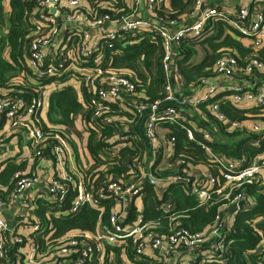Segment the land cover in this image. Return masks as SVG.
<instances>
[{"label":"built area","instance_id":"1","mask_svg":"<svg viewBox=\"0 0 264 264\" xmlns=\"http://www.w3.org/2000/svg\"><path fill=\"white\" fill-rule=\"evenodd\" d=\"M141 1L134 0L130 13L112 20L109 14L96 9L97 3L93 0L89 2L39 0L37 8L28 17V23L31 24V32L28 35L31 36V42L28 45L27 70L30 76L36 79L64 76L68 78L74 76L76 72L78 76H85L87 102L82 103L80 114L83 115L88 107L93 108L91 117L98 118L101 125L114 129L112 137L108 139L111 144L104 149V155L109 159L115 157L117 149L123 146L120 140H127V145L133 148L132 141L139 138L133 126H128L130 121L124 119L120 122L115 116L111 107L114 104L119 109L130 110L132 115L138 117V122L139 120L144 122L143 138H139V141L145 149L151 151L152 159L147 162L148 152L141 160L129 156L124 164L132 177L129 182L123 183V187L120 185L121 179L113 175L108 179L105 194L101 190L87 188L83 177L76 170L66 136L56 134L49 137L42 133L40 113L43 109L45 87H39L33 96L25 99L7 94L0 85V124H3L5 134L16 133L19 140L23 138L31 140L35 156L46 163L48 160L42 155L43 148L46 143H54L49 142L50 138L55 140L52 145V162L55 165L53 175L50 176L45 170H42L41 176H37L36 173L29 174L24 170L16 171L14 188L5 201L0 200V264H19L17 258L20 254L24 264H89L93 256L99 257L103 253L104 244L119 245L128 238L132 240L136 257L144 256L146 249L161 255L162 258L155 261V264L220 262L221 258L230 254V245L223 243V233L228 227V219L235 215L236 209H241L238 207L241 201L242 208L245 209H249L252 204L242 195L233 192L242 183H251L255 178H261L264 184V152L244 168L228 162L220 153L213 152L208 146L214 139L212 133L191 123L183 114L184 110L187 111L184 105H173L176 101L175 94L179 95L175 91V86L179 87L182 79L172 60L176 53L174 46L178 40L203 38L207 22L211 19H224L239 35L240 40L248 41L247 46L243 45L248 49V53L251 48L256 51L253 56H245L246 54L241 56L235 49V52H232L228 47H223L215 59L212 75L201 81L205 87L202 94L193 99L186 97L191 104L196 105L201 101L210 100L214 95L217 96L222 89L226 93L214 99L209 110L224 122L227 129L238 130L240 122L227 120L220 114L219 104L225 100L234 105L253 102L256 107L264 110V53H260V50L264 49V10L254 9L255 5L264 3V0H190L189 14L186 7L179 23L174 20L159 23L150 15L151 11L164 0H145L142 7ZM146 30L155 32L164 42V53L161 58L164 84L160 99L152 102L140 101L134 82L121 73L104 75L101 69L93 72L77 66L81 64L79 55L91 57L100 39L121 42L128 36L129 40L137 41L144 32H147ZM65 33L70 36L72 34V37L63 40ZM95 76L108 77L96 83ZM218 79L222 82H218ZM61 88L59 80H55L52 92ZM166 123L176 124L188 140L201 146L208 159L223 168L222 179L220 181V177L211 175L208 170L198 171L190 167H183L180 175L157 178L150 172H144L141 178L149 175L160 181L161 187L172 182H183L197 195L199 206L220 204L223 210L215 215L203 234L189 236L185 231L177 230L173 235L162 236L156 231L147 232L150 224L144 223L142 218L135 224L122 225L128 200L131 196L142 195L139 193L137 170L142 168L145 170L154 165L159 171L172 170L183 165V161L173 162L171 147L175 138L169 131H166L163 140L158 137V127ZM263 125H254V129L264 132V127H261ZM256 126L260 128L257 129ZM2 150L3 146L0 148V154ZM65 156L67 162L64 161ZM76 174L79 175L78 180L74 182L76 194L69 208L63 213L74 215L84 206H96L102 212L101 202L108 193H111L116 207L109 216L110 224H99L95 233L76 232L73 236L57 237L54 242H49L47 237L52 233L46 230L48 226L50 228L52 226L42 228L32 221L34 199L42 198L52 202L65 199L68 186L61 180L70 181ZM106 177H100L98 182H105ZM262 192L264 193V190ZM213 196H216L215 200ZM155 207L158 208L156 205ZM161 209L167 213L172 210V206L166 203L161 205ZM5 212L23 217L24 225L21 228H26L25 234L10 236L13 234L12 227L15 224L12 225L5 217ZM176 218L177 216L172 214L170 221ZM175 227L174 222L171 229ZM10 238L18 244L24 242L25 251L19 250L20 254L15 252L8 254ZM249 253L256 256V262L248 264H264V238L258 247ZM195 257L202 259L197 262Z\"/></svg>","mask_w":264,"mask_h":264},{"label":"trees","instance_id":"2","mask_svg":"<svg viewBox=\"0 0 264 264\" xmlns=\"http://www.w3.org/2000/svg\"><path fill=\"white\" fill-rule=\"evenodd\" d=\"M38 1L0 0V28H5L2 37H0V85L7 94L15 98L28 99L36 93L39 87L44 86L46 90L48 85L53 87L54 81L59 80L62 88L52 92L51 87L47 110L44 111L42 109L40 113L43 135L49 137H54L56 134L66 136L76 170L83 177L87 188H92L95 191L101 190L105 194L108 179H111L113 175L121 179L120 185L123 187V183L129 182L132 177L124 161L129 156H134L139 160L146 156L145 147L139 141V138L132 141L133 148L127 145V140H120L123 146L117 149L115 158L110 160L104 155V149L111 144L108 139L112 137L114 129L101 125L98 118L94 119L91 117L93 108L88 107L83 115L81 114V125L84 130L89 132L86 149L91 160L87 165H82L75 143L70 139V135L65 129L70 128L77 135L75 118L83 108L82 103L87 102L85 76H78L76 72L73 74L74 76L68 78H64V76L60 78L36 79L28 73V45L31 42V36L28 35L31 32V24L28 23V17L37 8ZM86 1L89 2L91 0ZM93 1L97 3L95 5L96 9L109 14L112 20L127 15L134 6V0ZM144 2L145 0H142V6ZM189 2L190 0H164L162 4H159L151 11L150 15L159 23L169 20L179 23L180 17ZM5 13L7 14V23L4 21ZM146 31L137 41L129 40L128 36L121 42L109 41L106 38L100 39L91 57L87 58L82 54L79 55L81 64H77V66L93 72L96 69H101L104 75L121 73L134 82L137 98L140 101L152 102L160 99L164 84L161 69L164 42L155 32ZM233 32L227 21L222 18H216L208 20L203 38L199 40L181 38L178 40L174 46L176 53L172 63L182 79V83L179 87L175 86L176 92L180 93L182 88L185 91L188 89L196 91L199 87H202L204 91L205 87L201 81L212 75L215 59L220 55L223 47L235 49L241 56L248 53V49L238 37L233 35ZM67 37H72V34L70 36L65 33L63 40ZM200 51L203 56L198 62H192ZM260 53L263 54L264 49H261ZM107 77L95 76V82L97 83L98 80L102 81ZM224 93L226 92H220L218 95L221 96ZM220 96L214 95L208 101L197 103L195 107L199 108L201 113L194 111L193 114H189L192 116H188L185 110L182 112L198 128L207 129L212 133L214 139L210 144L208 143V146L213 152L220 153L225 160L237 164L239 168L247 167L264 152V132H258L251 128L253 122H264V110L257 108L255 104L251 107L243 108L242 105L247 106L246 102L238 105L226 100L221 102L219 104V112L227 120L238 121L240 125L250 122L249 127H242V130L227 129L224 122L220 121L209 110L211 102ZM188 98L193 99L190 96ZM111 107L120 122L126 119L130 121L128 126H135L138 122V117L132 115L130 110L119 109L114 104ZM179 124H182L181 120ZM161 126L167 128L166 131H169V134L175 138L171 147L173 162L183 161V165L172 170L159 171L155 169L156 165L145 170L143 168L137 170L139 193L142 195L131 196L128 200V208L122 225L135 224L139 218H142L144 223L150 224L147 232L156 231L162 236L173 235L177 230L185 231L189 236L203 234L215 218V215L223 210V208H220L221 205L213 203L199 206L197 195L191 192L188 184L183 182H172L161 187L162 189L149 182L141 183V179H143L141 178L142 173L150 172L154 177L163 178L169 175H180L183 167H190L198 171L208 170L211 175L220 177L221 181L223 168L211 162L201 146L188 140L185 134L179 130V126L169 123L161 124ZM0 131H3V124H0ZM24 131L26 133V130ZM3 135L6 134L3 133ZM6 136L5 144L7 141L17 138L16 133H10ZM49 142L55 143V140L50 138ZM29 143L32 147L33 143L31 140H29ZM54 143H46L42 154L50 163L49 166L52 167L53 173L55 165L52 162V145ZM121 143L118 144L120 145ZM6 145H0V148L3 146V152L1 151L0 156L7 151ZM3 157L6 158L8 156L5 154ZM29 159L36 163L45 162L35 156L33 147ZM64 161L67 162L66 156ZM66 165L67 163H65V167ZM24 168L25 162L23 160L19 164H15L11 160L9 162L5 160L1 164L0 200L5 201L7 199L15 185L14 173L20 170L25 171ZM49 175L51 176L50 173ZM102 176H107L106 181L98 182ZM58 177L57 175L56 178L58 179ZM78 177L79 175L76 174L70 181L61 180L68 186V193L65 199L57 202L42 198L34 199L32 221L33 223H38L42 228H46L48 225L52 226V228L48 226L46 230V232L52 233V235L47 237L49 242H54L57 237L73 236L76 232L95 233L99 224H110L109 216L116 207L115 199L112 198L111 193H108L107 197L101 202L102 212L96 206H84L74 215L63 213L69 208L71 200L76 194L74 182L78 180ZM263 190L264 184L261 178H255L251 183H242L240 187L235 189L233 193L242 195L248 203L251 201L252 204L249 209L244 207L236 209L235 215L230 216L228 219V227L223 233V243L230 245V254L221 258L220 262L202 261L201 264H248V262H256V256L251 255L249 252L255 250L264 238ZM215 199L216 196H213V200ZM166 203L172 206V210L164 213L161 205ZM172 214L177 216L174 221H170ZM6 218L12 225L15 224L12 227L13 234H10V236H22L25 234L26 228H21L24 225L22 223L23 217H16L10 214ZM174 222L176 227L171 229V225ZM9 241L11 246L8 248V254L13 252L20 254L19 250L25 251L24 242L18 244L11 238ZM21 257L22 254L17 258V261L19 264H24ZM92 258L93 260L89 264H155V261L161 259L162 256L157 255L155 251L146 249L144 256L136 257L132 240L128 238L119 245L104 244L103 253L99 257L97 255ZM195 259L198 262L202 258L195 257Z\"/></svg>","mask_w":264,"mask_h":264},{"label":"crops","instance_id":"3","mask_svg":"<svg viewBox=\"0 0 264 264\" xmlns=\"http://www.w3.org/2000/svg\"><path fill=\"white\" fill-rule=\"evenodd\" d=\"M140 6L142 7V1H141ZM254 9H255V11L263 10L264 5L263 4L255 5ZM241 42L244 44V42H248V41L241 40ZM244 45L247 46L248 44H244ZM182 90L183 89H181V91ZM192 90L193 89H188L187 91H185L184 92L185 95L190 96L191 98H195V97L200 96L203 92L202 87H199L198 89H196V91H192ZM220 92H223V90L221 89ZM220 92L218 94H220ZM218 94H217V97L220 96ZM253 104L254 103H252V102H246L247 106H243V108L251 107ZM193 110L201 113V111L197 107H194ZM193 110H190V111H193ZM191 114H193V113H191ZM75 120H76V125H77L76 132H77L78 136L75 133H73V130H71L70 128L65 129V131L70 135V139H72L73 143H75V146L78 150V154L80 156V163L82 165H87L91 160V158L88 154V151L86 149L89 132L82 128L81 114H78V116H76ZM141 121L139 120V122H137L136 125L133 126L134 131L137 133V135L140 139L143 138V125H142ZM166 130H167V128H165L161 125L158 127V129H157L158 137L161 140L164 139ZM3 133L5 134L4 131H0V145H6L7 144L6 145L7 151L0 156V166H1V164H3V162L5 160L8 162L11 160L15 164H19L23 160L25 162V168L24 169L27 173H31V174L36 173L37 176H41L42 170H45V171H48L51 175H53V169L51 166H49L50 163H46V162L36 163L35 161L29 159V156L31 155V152H32V147H31V144L29 143L28 139L18 140L17 138H15V139H12L11 141H7L5 144L4 140L7 138V136L3 135ZM24 133H25V131H24ZM5 154L8 157H6V158L3 157ZM3 159H5V160H3ZM4 215L6 217H9L10 213L5 212Z\"/></svg>","mask_w":264,"mask_h":264},{"label":"rangeland","instance_id":"4","mask_svg":"<svg viewBox=\"0 0 264 264\" xmlns=\"http://www.w3.org/2000/svg\"><path fill=\"white\" fill-rule=\"evenodd\" d=\"M262 4L264 5V3H262ZM263 10H260V11H263ZM189 11H190V8L187 6V10H186L187 14H189ZM4 21L7 23V14L6 13L4 14ZM4 30H5V28H0V37H2V34H3ZM227 35H229V34H227ZM233 35L236 36V37H238V38H240L239 35L236 32H233ZM219 40H221V39H219ZM244 44H248V42H244ZM231 51L232 52H235L234 49H231ZM255 53H256V51L251 48L250 52L248 54H246L245 56H253ZM201 56H203V53L200 51L199 54H198V56L195 57V58H193V61L192 62H198L200 60ZM218 82H222V81H219V79H218ZM51 87H52L51 85H48L46 87V92H45V95H44V105H43V110L44 111L47 110L48 98H49V95H50ZM180 92L181 93H179V95L178 94H175L176 101L173 102V105H177V106L184 105V109H188L186 111V114H188V116H192V115H189V114H191V113L194 112L193 108L195 107V105L191 104V102H189V100L186 99V97H189V96H186L185 95V93H184L185 90H182ZM242 106H245V105H242ZM190 110H193V111H190ZM141 123H142V125L144 124V122H142V121H141ZM249 124H250V122H246L245 125L244 124H241V126H240V128H238V130H242V127H247L248 128L249 127ZM263 124H264V122L263 123L253 122L251 128H252V130H255L254 129V125H263ZM261 127H264V125L261 126ZM216 128L218 129L217 125H216ZM256 128L259 129L260 127L259 126H256ZM255 131H257V130H255ZM218 132H220V130H218ZM157 134H158V131H157ZM145 150H146V152H148V155L146 156V160H147V162H150L151 159H152L151 158V151L150 150L148 151L147 149H145ZM114 158L115 157H110V160H112Z\"/></svg>","mask_w":264,"mask_h":264},{"label":"water","instance_id":"5","mask_svg":"<svg viewBox=\"0 0 264 264\" xmlns=\"http://www.w3.org/2000/svg\"><path fill=\"white\" fill-rule=\"evenodd\" d=\"M144 182L152 183V184H154V185H156V186H158V187H161V185H162L160 181H158V180L152 178V177L149 176V175H145L144 178L141 180V183H144ZM242 206H243V201H241V202L239 203L238 207H239V208H242Z\"/></svg>","mask_w":264,"mask_h":264}]
</instances>
